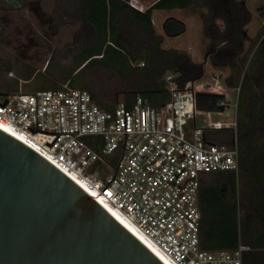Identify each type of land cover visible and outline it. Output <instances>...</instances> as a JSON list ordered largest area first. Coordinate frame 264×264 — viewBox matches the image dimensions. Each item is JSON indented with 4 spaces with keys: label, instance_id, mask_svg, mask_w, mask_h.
I'll return each instance as SVG.
<instances>
[{
    "label": "built area",
    "instance_id": "2783aa9c",
    "mask_svg": "<svg viewBox=\"0 0 264 264\" xmlns=\"http://www.w3.org/2000/svg\"><path fill=\"white\" fill-rule=\"evenodd\" d=\"M127 3L142 11L138 0ZM164 81L169 99L159 109L137 96L130 107L119 103L105 111L88 91L67 84L0 92V125L121 212L172 263L242 264L248 250L242 242L234 250L199 246L202 177L238 172L237 107L229 114L227 93L217 91L210 93L224 95L221 112L197 110L190 82L180 88L172 74ZM212 113L226 120H212ZM215 130L230 131L232 142L208 141Z\"/></svg>",
    "mask_w": 264,
    "mask_h": 264
},
{
    "label": "trees",
    "instance_id": "16d2710c",
    "mask_svg": "<svg viewBox=\"0 0 264 264\" xmlns=\"http://www.w3.org/2000/svg\"><path fill=\"white\" fill-rule=\"evenodd\" d=\"M191 5L206 9L201 15L209 38L206 54L216 63L227 64L230 74L224 83L229 88L237 87L245 60L241 52L247 15L236 0H155L142 11L131 7L127 0H76V15L92 31L94 43L72 53L70 66L60 67L59 73L54 75L57 82L43 72H29L19 77L35 81L31 92L61 89L64 84L86 90L105 111H111L119 102L130 107L137 96L159 109L169 99L165 75H174L178 86L182 87L186 81L199 78L203 69L185 51L161 46L163 38L154 32L152 12L186 9ZM217 19L224 22V27L213 32L211 29ZM162 28L169 37L186 30L185 24L174 17L164 19ZM220 51L224 53H216ZM53 56L52 53L45 70ZM88 74L91 80L86 82L83 77ZM17 90V80L13 87H0L4 94ZM260 100L258 93L250 94L247 118L237 122V174L204 175L199 187L200 248L234 250L242 242L248 246L242 253V264H264V118L257 119ZM232 138L228 130L207 133L210 142L230 144ZM88 139L89 142L94 140ZM236 176L242 180L249 203L252 202V206L245 209L250 218L240 214Z\"/></svg>",
    "mask_w": 264,
    "mask_h": 264
},
{
    "label": "water",
    "instance_id": "95a60500",
    "mask_svg": "<svg viewBox=\"0 0 264 264\" xmlns=\"http://www.w3.org/2000/svg\"><path fill=\"white\" fill-rule=\"evenodd\" d=\"M220 93L196 92L221 112ZM0 264H164L47 159L0 129Z\"/></svg>",
    "mask_w": 264,
    "mask_h": 264
},
{
    "label": "rangeland",
    "instance_id": "374dc122",
    "mask_svg": "<svg viewBox=\"0 0 264 264\" xmlns=\"http://www.w3.org/2000/svg\"><path fill=\"white\" fill-rule=\"evenodd\" d=\"M128 1V0H127ZM142 10L152 0H138ZM246 13L243 26L245 38L242 42V64L240 81L237 87L229 88L225 80L230 74L227 64L211 60L207 54L209 38L201 20L204 7L193 6L186 9H156L152 12L151 21L154 32L163 38L162 47L185 51L190 59L202 66V75L189 80L190 88L197 92L225 91L228 96V113L232 115L235 105L237 119L247 118V99L250 94L258 93L260 103L257 108V119L264 118V0H236ZM167 17L182 21L186 30L182 34L169 37L163 32L162 22ZM224 22L217 19L212 31L220 30ZM94 43L91 30L84 26L76 15V0H0V87H13L17 80L18 90L12 93L31 92L33 80H24L29 72H43L52 81L60 67L71 64V55ZM50 66H45L50 56ZM223 54V51L216 52ZM83 79L87 82L90 75ZM95 81V80H93ZM185 86V83L182 87ZM215 90V91H214ZM121 101V100H119ZM120 103V102H119ZM118 103V104H119ZM198 117V125L202 124ZM212 120H226L224 115L211 114ZM239 193L237 196L240 214H244L248 201L243 191L242 180L236 176Z\"/></svg>",
    "mask_w": 264,
    "mask_h": 264
},
{
    "label": "bare ground",
    "instance_id": "6f19581e",
    "mask_svg": "<svg viewBox=\"0 0 264 264\" xmlns=\"http://www.w3.org/2000/svg\"><path fill=\"white\" fill-rule=\"evenodd\" d=\"M0 129L7 132L11 136L17 138L21 141V139L14 133L10 132L6 127L0 125ZM50 162V161H49ZM68 177H70L73 181H75L85 192H87L92 198L95 199L93 192L89 189L87 185H85L82 181L76 179L70 173L62 171ZM110 215H112L128 232H130L139 242H141L148 250H150L161 262L164 264H174L172 263L166 256H164L155 246L154 244L146 238L142 232H140L134 224L128 220L121 212L117 209L113 208L107 203L101 202L95 199Z\"/></svg>",
    "mask_w": 264,
    "mask_h": 264
},
{
    "label": "flooded vegetation",
    "instance_id": "af4514ba",
    "mask_svg": "<svg viewBox=\"0 0 264 264\" xmlns=\"http://www.w3.org/2000/svg\"><path fill=\"white\" fill-rule=\"evenodd\" d=\"M246 199H247V201H248V197H246ZM248 205H251V206H252V202H250V203H249V201H248ZM238 207H239V206H238ZM242 214H243V213H242ZM243 215H245L246 217L250 218V217H249V216H250V214H249V213H247V212H246V213L244 212V214H243ZM249 221H250V223H251V221H252V220H249Z\"/></svg>",
    "mask_w": 264,
    "mask_h": 264
},
{
    "label": "crops",
    "instance_id": "0c3cea01",
    "mask_svg": "<svg viewBox=\"0 0 264 264\" xmlns=\"http://www.w3.org/2000/svg\"><path fill=\"white\" fill-rule=\"evenodd\" d=\"M45 1H51V0H45ZM155 0H152L148 6H150ZM165 10H171V9H165Z\"/></svg>",
    "mask_w": 264,
    "mask_h": 264
}]
</instances>
